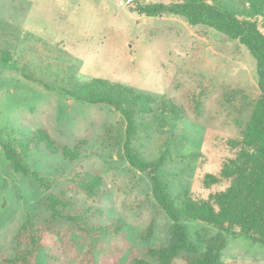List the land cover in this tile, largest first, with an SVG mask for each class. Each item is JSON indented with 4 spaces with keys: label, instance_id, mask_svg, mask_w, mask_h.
<instances>
[{
    "label": "rangeland",
    "instance_id": "rangeland-1",
    "mask_svg": "<svg viewBox=\"0 0 264 264\" xmlns=\"http://www.w3.org/2000/svg\"><path fill=\"white\" fill-rule=\"evenodd\" d=\"M155 3L171 0H0V51L11 59L10 67L0 66L1 141L19 140L37 128H46L59 144L90 140L93 155L87 165L102 176L108 192L105 199L90 203L123 221L139 250L164 243L170 221L154 205L148 176L123 157L122 116L108 106L47 90L24 76L54 87L108 79L174 101L183 110L182 118L148 117L152 126L139 129L133 147L147 160L165 156L158 174L173 196L190 192L206 197L224 189L228 183L205 189L201 180L205 173L220 171L230 156L225 141L240 133L235 121L248 117L249 104L260 94L255 61L244 47L210 28L191 27L177 16L140 13V7ZM196 99L202 103L200 112ZM193 154L199 156L191 158ZM26 163L53 190L68 184L73 167L38 150ZM45 194L33 178L13 173L0 146L1 250L10 253L16 245L27 213L46 217L39 205ZM151 223L154 232L145 241ZM186 225L201 249L219 233L199 222ZM224 236L226 264H264V245L245 236ZM72 239L81 240L76 234ZM39 263L45 264L42 255Z\"/></svg>",
    "mask_w": 264,
    "mask_h": 264
},
{
    "label": "trees",
    "instance_id": "trees-1",
    "mask_svg": "<svg viewBox=\"0 0 264 264\" xmlns=\"http://www.w3.org/2000/svg\"><path fill=\"white\" fill-rule=\"evenodd\" d=\"M139 11L147 17L177 16L191 27L210 28L237 42L254 59L260 94L249 104L248 117L235 121L240 133L225 141L230 156L224 158L220 171L205 173L201 180L205 189L228 185L206 197L190 192L173 196L158 174L165 156L147 160L133 147L139 129L152 126L148 117L182 118L183 110L174 101L108 79L73 80L54 87L25 75L47 90L55 88L75 101L108 106L120 113L125 122L123 157L131 168L148 176L154 205L170 224L164 243L139 250L128 238L123 221L110 218L105 209L90 203L108 195L102 176L86 162L93 155L90 140L79 139L73 146L59 144L46 128H37L19 140L0 139L4 160L13 173L33 178L46 193L39 200L46 217L40 220L37 214H26L16 233V245L10 253L0 249V264H40L41 255L45 264H226L224 233L264 245V0H171L145 5ZM0 66H11L4 51H0ZM195 105L200 112L199 99ZM34 150L58 156L73 166L66 186L53 190L44 176L30 170L26 157ZM186 222L203 223L219 233L201 249L191 239ZM154 227V223L149 225L145 241L152 237ZM75 234L80 243L72 239Z\"/></svg>",
    "mask_w": 264,
    "mask_h": 264
}]
</instances>
